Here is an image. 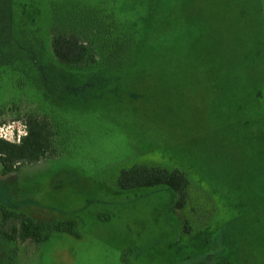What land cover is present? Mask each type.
<instances>
[{"label": "rangeland", "instance_id": "374dc122", "mask_svg": "<svg viewBox=\"0 0 264 264\" xmlns=\"http://www.w3.org/2000/svg\"><path fill=\"white\" fill-rule=\"evenodd\" d=\"M87 13L111 46L66 68L47 32ZM25 113L52 125L56 153L0 163V205L79 237L0 228V264H264V0H0V126L25 134ZM133 165L186 174L185 205L121 190Z\"/></svg>", "mask_w": 264, "mask_h": 264}, {"label": "trees", "instance_id": "16d2710c", "mask_svg": "<svg viewBox=\"0 0 264 264\" xmlns=\"http://www.w3.org/2000/svg\"><path fill=\"white\" fill-rule=\"evenodd\" d=\"M52 3H50L51 5ZM100 19L92 14H84L82 21L74 18L67 27L55 21L47 32V46L52 59L66 68H88L95 65L98 59L97 51L105 46H111L113 38L107 32L97 35ZM107 67H114L121 53V46H116ZM18 118V117H17ZM16 118V119H17ZM26 125L24 136L17 144L0 139V163L2 172L13 169L17 164L36 162L41 158L54 156V130L52 125L44 118L25 113L22 116ZM118 184L121 190H134L142 188H167L176 197L174 208L181 209L187 199L188 177L178 169H165L158 166L133 165L120 172ZM13 220L17 226L12 225L7 232L3 224ZM0 228L5 242L40 243L49 231H65L74 237H79L74 231L75 223L71 221L56 222L53 225L32 220L30 217L8 210L0 205ZM183 232L188 233L186 227ZM44 230L47 232L44 233Z\"/></svg>", "mask_w": 264, "mask_h": 264}, {"label": "built area", "instance_id": "2783aa9c", "mask_svg": "<svg viewBox=\"0 0 264 264\" xmlns=\"http://www.w3.org/2000/svg\"><path fill=\"white\" fill-rule=\"evenodd\" d=\"M24 136V132L22 133L18 129L14 130L11 126H0V139L5 140L9 143L17 144L20 142V138Z\"/></svg>", "mask_w": 264, "mask_h": 264}]
</instances>
